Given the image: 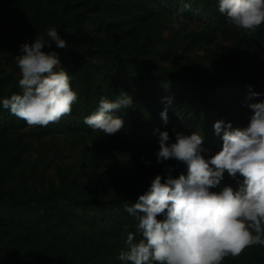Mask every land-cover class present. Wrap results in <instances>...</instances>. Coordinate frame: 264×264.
I'll use <instances>...</instances> for the list:
<instances>
[{"label": "rangeland", "instance_id": "obj_1", "mask_svg": "<svg viewBox=\"0 0 264 264\" xmlns=\"http://www.w3.org/2000/svg\"><path fill=\"white\" fill-rule=\"evenodd\" d=\"M18 1L26 7L21 23L17 20L7 26L0 12V42H10L7 59L2 60L3 67L18 76L15 56L21 51L14 42L17 38L22 42L24 33L29 44L37 36H43L47 43V29L54 27L68 47L58 48L51 42V47L46 46L44 51L58 53L61 67L72 76L71 85L77 92L81 83L77 63L91 50L119 53L138 79L147 63L155 72L168 69L176 73H195L216 87L231 80L240 82L239 79L264 84V26L248 35L229 26L225 16L216 25L202 16L184 15L182 10L166 2H162L164 7L153 5L152 13L146 14L141 4L149 5L148 0H15V3ZM109 3L122 5L124 12L115 7L106 9ZM135 11L139 16L132 14ZM5 22L7 24H3ZM29 23H33V28L26 34L25 27ZM130 85L134 89L139 87L134 83ZM101 89L104 90L103 85ZM251 91L254 90H247L242 101L230 104L229 117L236 128L249 123L252 112L247 107V98ZM139 97L143 99L141 91ZM177 97L172 93L167 96V100H171L167 123L153 121L146 111L144 135L135 130L132 123H124L114 135L85 128L80 99L70 115L49 127H29L23 121L13 130L0 132V195L4 194L7 200L14 195L24 206L32 207L26 208L32 217L37 213L49 216L54 208L53 202L46 199L47 195L59 188L80 196L112 198L149 186L157 174L166 176L168 166L174 178L181 173L186 175L185 164L174 159L158 163L156 156L159 131L169 133V143L175 142L176 133L197 132L173 105ZM262 98L260 95L251 102H260ZM194 106L197 108L196 104ZM194 106L189 112L190 118L194 117ZM218 119L219 114L215 112L214 121ZM222 134L214 143L204 140V147L209 150L206 158L221 149ZM234 183L225 172L221 185L212 190L220 191L223 186ZM123 226L126 227L124 221ZM78 234L83 237L81 243L68 248L51 242L37 227L25 232L18 230L10 234L14 249L9 250L6 260L0 248V264H21L27 257L32 264H85L86 259L96 258L101 251L111 263L122 264L117 257L124 247L125 234L114 241L91 238L85 230H79ZM1 238L2 235L0 246ZM22 238L26 241L25 250L19 247ZM223 264H264V247L247 248L239 257L225 258Z\"/></svg>", "mask_w": 264, "mask_h": 264}, {"label": "clouds", "instance_id": "obj_2", "mask_svg": "<svg viewBox=\"0 0 264 264\" xmlns=\"http://www.w3.org/2000/svg\"><path fill=\"white\" fill-rule=\"evenodd\" d=\"M188 8L190 4H185ZM218 9L229 26L248 35L264 26V0H218ZM46 35L47 43L37 36L21 46L15 56L21 91L0 101L4 110L29 127L58 123L79 99L58 53L44 51L51 42L58 48L68 47L67 42L54 27ZM260 95L251 91L247 98L252 115L246 127L214 123L215 133H223L222 147L207 158L209 150L199 131L176 133L175 142L169 143V133L157 129V162L174 159L187 166V174L174 178L168 166L166 176L157 174L136 203L125 204L136 225L118 254L122 264H223L247 248L264 247V101L251 102ZM132 106V95L120 90L114 100L102 97L84 123L94 132L114 135L124 127L114 113ZM161 117L167 123V109ZM225 172L234 185L213 191Z\"/></svg>", "mask_w": 264, "mask_h": 264}, {"label": "trees", "instance_id": "obj_3", "mask_svg": "<svg viewBox=\"0 0 264 264\" xmlns=\"http://www.w3.org/2000/svg\"><path fill=\"white\" fill-rule=\"evenodd\" d=\"M148 1L149 5L141 4L147 12L146 14L152 13L153 5L155 7V5L160 4L159 6L164 7L162 2H166L182 10L184 15L202 16L216 25H219L224 18V15L219 12L218 0ZM16 3L15 0H0V12H2L8 23L3 24L8 26L17 23V20H20V23L24 21L26 7L20 1ZM185 4H190V8L185 9ZM111 7L124 12L123 6L117 3H109L105 6L106 9ZM132 14L139 16L140 13L135 11ZM0 26H2L1 23ZM25 28L24 32L27 34L33 28V23H29ZM22 35V42L19 41V38H17V42H14L19 51H21L20 46L29 42V38L26 39L24 33ZM9 44V41L7 43L0 42V101L3 98L10 97L13 93L21 91L18 85L21 77L15 71L9 72L3 67L2 60L7 59L5 57L8 56ZM77 66L81 79L78 88L81 114L83 125L87 129L90 128L84 123V117L97 109L100 99L104 97L114 100L119 95L120 90H124L132 95L133 106L117 111L114 115L122 118L124 123H132L135 130L144 135L147 124L143 116L146 111H148L153 121L160 123L162 120L161 113L169 108L167 96L172 93L178 96L177 102L173 105L186 119L187 123L204 136L205 142L214 143L220 137L215 133L213 127L216 122L214 121L215 112L219 114L218 120L230 122L232 127L236 128L233 120L229 117L230 104L242 101L247 90H249V85L252 86L251 89L260 93L261 97L264 98V84L251 79H239L240 82L231 80L216 87L202 80L195 73H176L168 69L155 72L153 67L147 63H144L143 75L138 79L135 71L128 69L122 55L116 52L101 50V53H95L94 50H91L80 57ZM131 83L137 84L138 89H134L130 85ZM102 85L104 90L101 89ZM140 91L143 99L139 97ZM193 106L195 107V114L193 118H190L188 115ZM21 122H23L22 119H18L7 110H4L2 103H0L1 133L13 130ZM149 186L134 193H124L112 198L80 196L72 190L59 188L48 193L46 198L53 202L54 213L49 216L37 213L35 217H32V214L28 212L32 207L24 206L23 202L14 195H10L7 200L2 194L0 195V205L2 204L4 207L0 208L1 254L6 260L9 250L14 247V242H11L13 238L10 234H16L21 229L24 232L30 231L34 227L41 229L44 234L49 236L51 242L64 244L68 248L78 246L81 243L83 237L79 236V230H85L91 238H97L99 241L107 239L114 241L121 234L127 236L128 232H135L136 221L128 215L124 206L126 203H136L138 197L144 194ZM58 202H64L65 204L59 205ZM26 208H28L27 211ZM159 218L163 219V217ZM123 221L126 223V227L123 226ZM139 238V235H137V239ZM36 240L40 241L39 237ZM25 242L24 238L20 240L19 247L22 250L26 249L24 248ZM99 247L102 250L101 244ZM21 264H32V261L27 257L24 258ZM85 264L113 263L107 258L106 253L101 251L96 258L86 259Z\"/></svg>", "mask_w": 264, "mask_h": 264}]
</instances>
